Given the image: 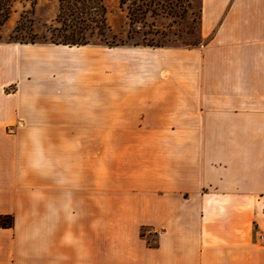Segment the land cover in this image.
<instances>
[{
    "label": "crops",
    "instance_id": "crops-1",
    "mask_svg": "<svg viewBox=\"0 0 264 264\" xmlns=\"http://www.w3.org/2000/svg\"><path fill=\"white\" fill-rule=\"evenodd\" d=\"M196 1L199 45L0 42V264H264V0Z\"/></svg>",
    "mask_w": 264,
    "mask_h": 264
},
{
    "label": "rangeland",
    "instance_id": "rangeland-1",
    "mask_svg": "<svg viewBox=\"0 0 264 264\" xmlns=\"http://www.w3.org/2000/svg\"><path fill=\"white\" fill-rule=\"evenodd\" d=\"M0 0V42L43 44L46 27L54 23L57 0H14L4 21ZM106 23L103 35L88 37L89 46H194L203 42L198 31L196 0H103ZM76 52L72 49V54ZM85 71L83 80H92ZM0 231H11L0 230Z\"/></svg>",
    "mask_w": 264,
    "mask_h": 264
},
{
    "label": "trees",
    "instance_id": "trees-1",
    "mask_svg": "<svg viewBox=\"0 0 264 264\" xmlns=\"http://www.w3.org/2000/svg\"><path fill=\"white\" fill-rule=\"evenodd\" d=\"M3 21L10 13V3L4 0ZM58 11L55 24L46 27L44 43L80 46L89 44L88 37L94 33L103 35L109 29L106 23V7L103 0H57ZM122 3V0H120ZM1 24V22H0ZM19 43H36L35 41ZM13 224L10 214L0 215V227L9 228Z\"/></svg>",
    "mask_w": 264,
    "mask_h": 264
},
{
    "label": "built area",
    "instance_id": "built-area-1",
    "mask_svg": "<svg viewBox=\"0 0 264 264\" xmlns=\"http://www.w3.org/2000/svg\"><path fill=\"white\" fill-rule=\"evenodd\" d=\"M259 240L262 241L264 243V234H259L258 236Z\"/></svg>",
    "mask_w": 264,
    "mask_h": 264
}]
</instances>
